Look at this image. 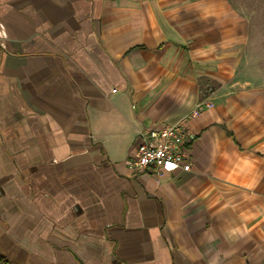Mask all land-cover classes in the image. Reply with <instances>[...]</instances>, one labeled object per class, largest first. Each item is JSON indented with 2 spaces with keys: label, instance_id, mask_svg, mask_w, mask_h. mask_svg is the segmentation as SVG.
Returning <instances> with one entry per match:
<instances>
[{
  "label": "crops",
  "instance_id": "obj_1",
  "mask_svg": "<svg viewBox=\"0 0 264 264\" xmlns=\"http://www.w3.org/2000/svg\"><path fill=\"white\" fill-rule=\"evenodd\" d=\"M186 117L190 171L130 168ZM0 256L264 264V0H0Z\"/></svg>",
  "mask_w": 264,
  "mask_h": 264
},
{
  "label": "built area",
  "instance_id": "obj_2",
  "mask_svg": "<svg viewBox=\"0 0 264 264\" xmlns=\"http://www.w3.org/2000/svg\"><path fill=\"white\" fill-rule=\"evenodd\" d=\"M208 101L197 104L193 115L199 114ZM189 117L174 124L154 126L141 134L142 142L129 158V166L136 172L150 170L154 176L177 171L188 172L192 169V160L188 146L191 137Z\"/></svg>",
  "mask_w": 264,
  "mask_h": 264
},
{
  "label": "trees",
  "instance_id": "obj_3",
  "mask_svg": "<svg viewBox=\"0 0 264 264\" xmlns=\"http://www.w3.org/2000/svg\"><path fill=\"white\" fill-rule=\"evenodd\" d=\"M0 260H2L5 264H9V263L6 261V259H5L4 257H2V256H0Z\"/></svg>",
  "mask_w": 264,
  "mask_h": 264
}]
</instances>
